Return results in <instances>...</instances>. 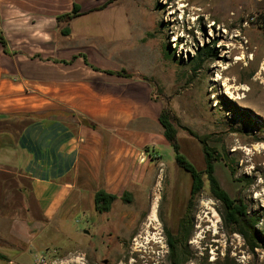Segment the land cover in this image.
Listing matches in <instances>:
<instances>
[{"label":"rangeland","instance_id":"374dc122","mask_svg":"<svg viewBox=\"0 0 264 264\" xmlns=\"http://www.w3.org/2000/svg\"><path fill=\"white\" fill-rule=\"evenodd\" d=\"M107 1L60 5L64 11L78 4L86 12ZM263 21L264 0H116L76 18L71 36L59 40L62 48L83 49L90 58L96 51L103 65L121 64L153 81L178 119L181 152L204 171L202 146L186 129L208 136L219 158L215 175L221 187L244 201L264 238ZM155 152L160 159H149L142 184L130 190L131 202L118 199L109 213L79 214L49 226L42 244L17 263L44 258L39 264H264V247L252 251L226 225L225 209L206 177L189 238L173 252L167 230L178 236L192 179L176 164L172 147L159 144Z\"/></svg>","mask_w":264,"mask_h":264},{"label":"crops","instance_id":"0c3cea01","mask_svg":"<svg viewBox=\"0 0 264 264\" xmlns=\"http://www.w3.org/2000/svg\"><path fill=\"white\" fill-rule=\"evenodd\" d=\"M60 1L0 0V264H20L49 226L94 217L99 190L130 194L170 146L153 81L60 46L75 20L58 24Z\"/></svg>","mask_w":264,"mask_h":264},{"label":"trees","instance_id":"16d2710c","mask_svg":"<svg viewBox=\"0 0 264 264\" xmlns=\"http://www.w3.org/2000/svg\"><path fill=\"white\" fill-rule=\"evenodd\" d=\"M116 0H108L103 6L94 8L92 10L81 12V7L78 4H74L72 10L65 14L58 16V24L70 23L72 20L87 15L94 11H100L106 9L109 5ZM264 30V21L261 25ZM70 28H64L61 33L64 36L70 35ZM0 40L3 46L6 48L7 42L2 34H0ZM210 52V51H209ZM207 51L201 55H206ZM87 62V60H86ZM88 64V62H87ZM98 70L97 68H94ZM107 73L117 74L123 77H131L132 75L125 69L119 72L107 71ZM164 101L168 104L169 98H165ZM160 123L164 128V135L169 145L172 147L175 154L176 164L190 174L192 179L190 197L188 199L186 212L179 223L178 236H174L169 230H167V238L169 246L174 250L178 244L188 240L189 228L191 226V213L195 205L196 198L202 193L205 181L207 178L212 196L220 201L225 209L224 221L226 225L232 226L234 232L240 234L246 241L249 248L254 251L257 248L264 247V238L261 237L257 230L259 219L256 216H251L248 212L247 205L241 199L232 198L222 187L215 175L216 162L218 157L215 155L216 151L208 145V136H199L194 131L186 129L189 134L196 138L202 146V151L205 158V170L199 171L194 164L181 152V144L179 141L178 129L175 124L178 123L177 117L165 107L160 116ZM90 124V123H89ZM95 127L94 124H90ZM126 202H131L132 197L129 193H126L123 197ZM118 200V197L113 194L107 193L104 189L99 190L95 196V206L99 214L109 213L112 209L114 202ZM2 256H0L1 258ZM174 264H178L175 260Z\"/></svg>","mask_w":264,"mask_h":264},{"label":"bare ground","instance_id":"6f19581e","mask_svg":"<svg viewBox=\"0 0 264 264\" xmlns=\"http://www.w3.org/2000/svg\"><path fill=\"white\" fill-rule=\"evenodd\" d=\"M218 4H216V6H217ZM214 7L215 9H217V7ZM218 10H219V8H218ZM155 215H156V211H155V207L153 208V211H152V215H151V217H152V219L153 220H155Z\"/></svg>","mask_w":264,"mask_h":264},{"label":"built area","instance_id":"2783aa9c","mask_svg":"<svg viewBox=\"0 0 264 264\" xmlns=\"http://www.w3.org/2000/svg\"><path fill=\"white\" fill-rule=\"evenodd\" d=\"M39 262H44L45 263V259L44 258L40 259V260L38 259V261H36L37 264H39Z\"/></svg>","mask_w":264,"mask_h":264}]
</instances>
